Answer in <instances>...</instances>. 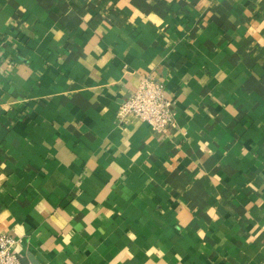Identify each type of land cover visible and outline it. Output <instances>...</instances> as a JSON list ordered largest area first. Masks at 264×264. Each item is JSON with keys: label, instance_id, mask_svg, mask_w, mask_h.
<instances>
[{"label": "crops", "instance_id": "1", "mask_svg": "<svg viewBox=\"0 0 264 264\" xmlns=\"http://www.w3.org/2000/svg\"><path fill=\"white\" fill-rule=\"evenodd\" d=\"M159 77L176 123L122 103ZM38 264H264V0H0V235Z\"/></svg>", "mask_w": 264, "mask_h": 264}, {"label": "built area", "instance_id": "2", "mask_svg": "<svg viewBox=\"0 0 264 264\" xmlns=\"http://www.w3.org/2000/svg\"><path fill=\"white\" fill-rule=\"evenodd\" d=\"M129 114L147 122L154 131L166 133L176 123L173 101L167 96L164 82L150 74L121 105L120 116ZM14 237L0 235V264H24L14 250Z\"/></svg>", "mask_w": 264, "mask_h": 264}, {"label": "water", "instance_id": "3", "mask_svg": "<svg viewBox=\"0 0 264 264\" xmlns=\"http://www.w3.org/2000/svg\"><path fill=\"white\" fill-rule=\"evenodd\" d=\"M22 262L24 264H38L35 260H33L31 257L21 258Z\"/></svg>", "mask_w": 264, "mask_h": 264}]
</instances>
